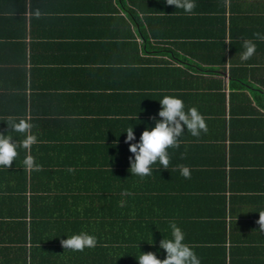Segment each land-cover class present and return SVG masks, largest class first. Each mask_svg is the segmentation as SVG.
<instances>
[{"label":"crops","instance_id":"obj_1","mask_svg":"<svg viewBox=\"0 0 264 264\" xmlns=\"http://www.w3.org/2000/svg\"><path fill=\"white\" fill-rule=\"evenodd\" d=\"M123 1L124 9L115 0H47L52 20L36 24L28 22L34 10L25 12V31L42 38L13 67L16 77L0 79V118L26 117L35 125L33 147L42 153L33 157L43 166L35 172L51 176L42 181L51 192H31L37 185L24 165L1 176L0 190L21 191V203L14 197L25 210L16 220L5 219L11 235L25 228V242L14 237L8 246L12 256L25 264L30 253L32 264H138L142 253L153 252L163 260L159 244L172 238L174 221L201 264H264V232L257 224L264 211V41L253 36L264 34V0H195L194 14L166 0ZM125 6L135 11L140 28L126 18ZM244 39L256 43L247 61L240 59ZM165 95L182 99L185 111L196 107L208 131L194 137L185 126L179 148L168 149L167 169L157 161L151 175H132L126 130L133 127L139 142L145 128L155 127L151 118L160 119ZM180 164L190 168V179L180 174ZM96 167L102 172L98 189L109 192L101 203L94 194H79L82 201L71 197L77 193L58 197L77 191L79 169L88 175ZM126 191L135 201L122 195ZM30 210L40 223L31 236ZM99 219L108 224L94 226ZM125 221L141 226L130 229ZM80 232L94 235L97 246L82 252L61 246ZM30 237L46 239V250H36L40 241L31 248Z\"/></svg>","mask_w":264,"mask_h":264},{"label":"clouds","instance_id":"obj_2","mask_svg":"<svg viewBox=\"0 0 264 264\" xmlns=\"http://www.w3.org/2000/svg\"><path fill=\"white\" fill-rule=\"evenodd\" d=\"M166 4L182 9L187 14H194L196 8L195 0H166ZM33 15L37 19L40 18V9L37 8ZM253 36L256 40L264 41V34L256 32ZM242 46L245 51L241 53L240 59L247 61L255 54L256 43L253 39H244ZM159 103L161 105V110L158 112L160 119L151 118L155 121V127L151 130L145 128L140 135L139 142H134L136 136L133 127L126 130L127 136L124 142L129 145V151L133 154L129 157V172L132 175L141 177L151 175V166L157 161L163 169H167L170 163L168 149L179 148V138L184 134L185 126L187 132L194 137H199L201 132L208 131L205 117L196 107L185 111L183 100L172 95H165ZM7 126L8 133H0V166L11 167L19 154L18 149L22 148L28 153L23 160L25 168L30 171H41L43 166L36 163L35 157L30 154L32 146L38 143L37 136L32 133L35 125L25 117L19 118L18 122L16 118H9ZM11 132L21 133L25 138L18 141L10 134ZM177 167L185 179L191 178V170L188 166L180 164ZM122 195H132V193L126 191ZM257 224L260 231L264 232V211L259 212ZM169 227L172 238H164L159 244V247L165 251L166 258L158 259L153 252L142 253L139 258H136L138 264H201L193 246L184 243L185 233L182 229L174 221H169ZM60 243L64 249L82 252L85 248H95L98 241L94 235L80 232L67 239H62Z\"/></svg>","mask_w":264,"mask_h":264},{"label":"trees","instance_id":"obj_3","mask_svg":"<svg viewBox=\"0 0 264 264\" xmlns=\"http://www.w3.org/2000/svg\"><path fill=\"white\" fill-rule=\"evenodd\" d=\"M45 1H47V0H0V3L2 4L0 6V54L2 51H6L7 53H10V54H8V56H11V57H5L3 55L0 56V79L3 80L4 83H7V82L9 83L12 76H14V77L17 76L13 72V67L17 66V65L21 66L26 60V54H25L26 49L28 48L29 52L31 53L32 49H35L39 45V43L35 42V41L42 38L40 32H36L33 30H30L28 32L25 31L24 25L26 24L25 22L27 21V18L25 17L26 10H29L30 13H32L33 10L35 11L37 8H39L41 11V16L38 19L32 14H31V16H28L29 24L42 23L44 21H48V20L51 21L52 20L51 17L48 15V13L50 12V7L45 5V3H44ZM115 1L119 5V8L124 9V1L123 0H115ZM43 3H44V5L42 7ZM3 5H4V7H3ZM87 11H91V10H85V12H87ZM53 12H55V11L53 10ZM125 12H126V18L129 19V21L131 23H133L135 26H138L137 28H140V19L137 17L135 11L133 9H131L130 7L125 6ZM79 13H81V11ZM81 17H85V15L81 16ZM116 17H118V16H116ZM110 19L113 20V17L110 16ZM87 20H88V22L92 21V17L90 16L89 19H87ZM94 20H95V18H94ZM5 28H6V30H5ZM141 33H143V30H141ZM11 37L13 38L12 41L10 40V39H12ZM27 38H29L28 44L25 42V40ZM15 39H17V40H15ZM40 45L42 48H45V46H46L45 43H42ZM30 60L34 61V60H32V56H31ZM22 73L23 72L19 73V75H21V76H18L19 80L22 79V76H23ZM19 83L21 84L22 82H19ZM6 89L9 90V88L7 86H4L3 90H6ZM18 97L19 96L16 97L15 95H13V99H14L13 101L16 102ZM4 101H5V99H4ZM19 102L21 105L22 101L20 100ZM0 104H3V106H5L3 101H0ZM7 122H8V120H6L4 118H0V133H4L2 131L6 130ZM23 139L24 138H19V140H23ZM18 153L19 154H18L17 158L15 159V161H13L10 168L15 167V166H18V167L21 166L22 167L24 165L23 160H24L25 156L27 155L26 151L21 148V149H18ZM39 153H42V150L37 149V148L34 149V147L32 146L30 154L32 156L33 155L35 156L36 154H39ZM35 160H36V163L40 164L38 162V160H40V158L37 157V158H35ZM20 163H22V165ZM6 169H9V168H5L4 166H0V178L3 174L5 175ZM101 173H102L101 167H96V169L93 172H87L88 175L84 174L82 172V170L79 169L77 172V176L75 177V181H74L76 184L75 188L77 191L65 190V192H67V194L65 193L64 195H61L58 197L62 198L64 200H67V198L70 197L69 195H73V193H77L78 195L71 196V197L82 201L80 199L79 194L82 195L83 199H86V198L90 199L93 196L92 194H94L95 196H93V198L100 200V203H101V200L104 198H107V193H109V192H107L106 189L105 190L98 189L99 184H101V181L99 183ZM30 174H31L30 175L31 178L34 180L35 184L37 185V187L35 189H31V192L37 193L40 190H43V191L46 190L45 192H51L50 189H42V188H44L42 185V181L45 178L50 179L51 176H49V175L45 176L44 174H40V172H35V171H30ZM23 178H24V175L22 176V178L18 177L17 179L20 181ZM85 179H87V180H85ZM88 179H89V181H88ZM91 183L93 184V186L90 185ZM38 184L40 186L39 188H38ZM13 188H15V186ZM111 192H113V190L110 189V193ZM14 196H18L20 199V203H21V199L23 198L21 196V191H18L17 189L0 190V264H19V262H21V264H25L23 257L18 256L19 255L18 254L17 258H14L12 255H15L16 253L13 252V250H10V248L8 247L11 242L15 241L13 239L14 237L17 238V240L15 241L17 243H22V241L25 242V240H26V235H25V230H24L25 228L23 229V228L19 227V229L21 228L22 233L21 234L20 233L19 234L13 233L11 235L10 234V230H12L11 223L5 222V219L9 215H11V216L13 215L15 220L19 216L22 217L23 215H25L24 208L22 207V205L17 204V202H18L17 198ZM48 197H50V196H43V198H48ZM127 200H129L130 202L135 201V200H133V197L128 196V195H127ZM113 206L114 207L110 206V208L114 209V210L117 209L116 205H113ZM29 216H30V219L32 221V222H30L29 229H28L30 232V236H31V233L34 229L33 226H37V228H38L40 223H37L36 221L33 222L34 216L32 217L31 210H30ZM13 217H12V219H14ZM105 223H107V222H105L104 219H102V220L99 219L98 223L94 224V226H98V228H100V227H103L105 225ZM124 223L127 227H130V229H135V227H136V229L138 230L139 227L141 226V224L136 223V222H132V221H130V222L125 221ZM124 223H121V224L124 225ZM83 224L85 225V228L90 227V224L86 220V218L83 221ZM83 224H82V226H83ZM146 224H148V223H146ZM110 225H111V228L112 227L115 228L114 226H117V221H115V220L111 221ZM148 230L153 231V229H148ZM28 241L30 243L31 248H32V245H38V243H36V241H40L42 243V246H38L36 248V250H46V247H45V245L47 244L46 239L45 240H43V239L39 240L37 238L30 237L28 239ZM29 258H30L29 263L32 264L31 253L29 255Z\"/></svg>","mask_w":264,"mask_h":264}]
</instances>
